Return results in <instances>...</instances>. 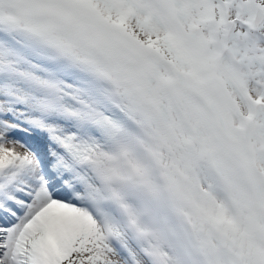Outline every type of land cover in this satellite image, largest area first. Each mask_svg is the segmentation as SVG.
Instances as JSON below:
<instances>
[{
    "label": "snow or ice",
    "instance_id": "1",
    "mask_svg": "<svg viewBox=\"0 0 264 264\" xmlns=\"http://www.w3.org/2000/svg\"><path fill=\"white\" fill-rule=\"evenodd\" d=\"M0 264H264V0H0Z\"/></svg>",
    "mask_w": 264,
    "mask_h": 264
}]
</instances>
